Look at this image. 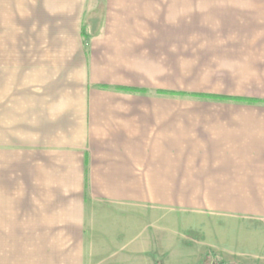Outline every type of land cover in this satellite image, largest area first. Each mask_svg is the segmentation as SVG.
<instances>
[{"label":"crops","instance_id":"obj_1","mask_svg":"<svg viewBox=\"0 0 264 264\" xmlns=\"http://www.w3.org/2000/svg\"><path fill=\"white\" fill-rule=\"evenodd\" d=\"M231 3L215 71L186 78L175 0H0V246L264 264V0Z\"/></svg>","mask_w":264,"mask_h":264},{"label":"rangeland","instance_id":"obj_2","mask_svg":"<svg viewBox=\"0 0 264 264\" xmlns=\"http://www.w3.org/2000/svg\"><path fill=\"white\" fill-rule=\"evenodd\" d=\"M175 5L177 68L186 78L213 73L217 44L230 45L231 0H175ZM0 264H24L23 248L0 246Z\"/></svg>","mask_w":264,"mask_h":264},{"label":"trees","instance_id":"obj_3","mask_svg":"<svg viewBox=\"0 0 264 264\" xmlns=\"http://www.w3.org/2000/svg\"><path fill=\"white\" fill-rule=\"evenodd\" d=\"M175 94L177 95H191L197 97H210L213 99H226V97L217 95V94H206V93H195V92H184V91H176Z\"/></svg>","mask_w":264,"mask_h":264}]
</instances>
